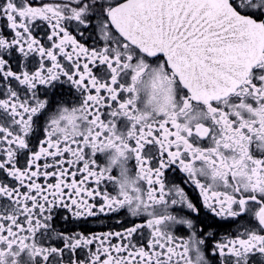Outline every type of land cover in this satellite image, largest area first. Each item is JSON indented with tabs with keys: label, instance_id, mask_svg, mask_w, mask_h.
Here are the masks:
<instances>
[{
	"label": "snow or ice",
	"instance_id": "6c2138e0",
	"mask_svg": "<svg viewBox=\"0 0 264 264\" xmlns=\"http://www.w3.org/2000/svg\"><path fill=\"white\" fill-rule=\"evenodd\" d=\"M0 264H264V0H0Z\"/></svg>",
	"mask_w": 264,
	"mask_h": 264
}]
</instances>
